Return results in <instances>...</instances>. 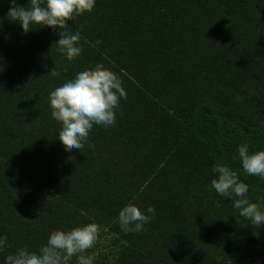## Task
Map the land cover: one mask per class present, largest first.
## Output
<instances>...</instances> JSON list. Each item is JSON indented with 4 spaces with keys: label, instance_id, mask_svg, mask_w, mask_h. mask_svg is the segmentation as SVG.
Here are the masks:
<instances>
[{
    "label": "trees",
    "instance_id": "16d2710c",
    "mask_svg": "<svg viewBox=\"0 0 264 264\" xmlns=\"http://www.w3.org/2000/svg\"><path fill=\"white\" fill-rule=\"evenodd\" d=\"M9 5L0 0V264L50 230L91 222L103 238L95 264H264V225L210 186L226 163L264 210V180L237 153L264 149V0H96L66 29L27 34ZM65 31L81 32L71 62L56 44ZM97 64L121 77L127 99L114 127L94 126L69 150L48 96ZM129 203L155 209L140 233L119 226Z\"/></svg>",
    "mask_w": 264,
    "mask_h": 264
},
{
    "label": "clouds",
    "instance_id": "9594fccd",
    "mask_svg": "<svg viewBox=\"0 0 264 264\" xmlns=\"http://www.w3.org/2000/svg\"><path fill=\"white\" fill-rule=\"evenodd\" d=\"M96 0H30V7L21 6L17 0H10L6 13L10 22L17 23L27 34L40 28L54 32L66 29L68 21L91 12ZM58 51L71 62L80 56L81 32L67 31L59 35ZM51 75L57 76L54 68ZM126 89L121 77L103 64L94 68L82 67L48 96L51 117L60 124L59 139L69 150H81L88 142L94 126L105 129L116 124L117 109L121 100H126ZM242 170L248 176L264 180V149L250 150L247 143L237 146ZM214 177L211 189L224 199L232 202L239 216L257 226L264 225V210L248 198L249 185L241 181L237 171L226 163H217L212 169ZM155 209L146 210L129 203L118 212V223L125 233H140L151 223ZM100 225L91 222L69 229H53L38 248L22 246L4 257L3 264H95L96 253L86 254L100 242ZM9 247L7 235H0V252Z\"/></svg>",
    "mask_w": 264,
    "mask_h": 264
},
{
    "label": "rangeland",
    "instance_id": "374dc122",
    "mask_svg": "<svg viewBox=\"0 0 264 264\" xmlns=\"http://www.w3.org/2000/svg\"><path fill=\"white\" fill-rule=\"evenodd\" d=\"M102 239H103V238H102ZM102 239L100 238V241H101ZM106 239H110L109 236H107ZM97 251H98V247L96 246V247L94 248L93 252H95V253L97 254ZM110 256H111V255H110ZM111 257H112V256H111Z\"/></svg>",
    "mask_w": 264,
    "mask_h": 264
}]
</instances>
